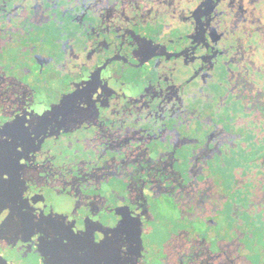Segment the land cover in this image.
<instances>
[{
	"label": "flooded vegetation",
	"instance_id": "1",
	"mask_svg": "<svg viewBox=\"0 0 264 264\" xmlns=\"http://www.w3.org/2000/svg\"><path fill=\"white\" fill-rule=\"evenodd\" d=\"M0 259L264 264V0H0Z\"/></svg>",
	"mask_w": 264,
	"mask_h": 264
},
{
	"label": "water",
	"instance_id": "2",
	"mask_svg": "<svg viewBox=\"0 0 264 264\" xmlns=\"http://www.w3.org/2000/svg\"><path fill=\"white\" fill-rule=\"evenodd\" d=\"M0 264H8V263L5 262L3 259H0Z\"/></svg>",
	"mask_w": 264,
	"mask_h": 264
}]
</instances>
